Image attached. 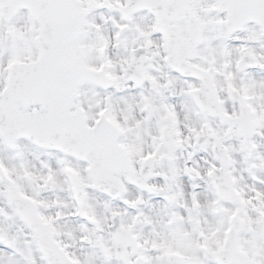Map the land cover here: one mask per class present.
Masks as SVG:
<instances>
[{
	"label": "snow or ice",
	"instance_id": "snow-or-ice-1",
	"mask_svg": "<svg viewBox=\"0 0 264 264\" xmlns=\"http://www.w3.org/2000/svg\"><path fill=\"white\" fill-rule=\"evenodd\" d=\"M0 264H264V0H0Z\"/></svg>",
	"mask_w": 264,
	"mask_h": 264
}]
</instances>
